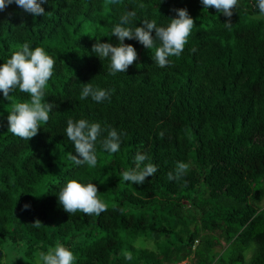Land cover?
<instances>
[{"label":"trees","instance_id":"trees-1","mask_svg":"<svg viewBox=\"0 0 264 264\" xmlns=\"http://www.w3.org/2000/svg\"><path fill=\"white\" fill-rule=\"evenodd\" d=\"M42 7L40 16L14 3L0 11V64L25 42L55 61L44 89L50 118L30 141L8 132L7 122L11 104L27 94H0L2 264L3 245L35 264L34 253L57 242L75 264H264V17L255 0H238L230 18L200 0H46ZM181 8L194 27L183 53L163 68L155 49L136 40H125L137 59L124 73L109 75L107 59L92 52L96 39L115 44L111 28L125 10H135L133 26H142L166 25ZM86 83L108 89L110 101H81ZM69 118L123 132L120 151L97 145L94 168L76 165L64 133ZM137 152L157 166L142 185L120 179ZM177 161L190 169L169 180ZM69 179L95 183L107 210L64 211L57 194Z\"/></svg>","mask_w":264,"mask_h":264},{"label":"clouds","instance_id":"clouds-1","mask_svg":"<svg viewBox=\"0 0 264 264\" xmlns=\"http://www.w3.org/2000/svg\"><path fill=\"white\" fill-rule=\"evenodd\" d=\"M45 2L46 0H0V11L14 3L25 13L40 16L45 13L42 7ZM200 4L206 9L215 8L220 14L230 18L238 0H200ZM255 7L259 16L264 17V0H255ZM173 11L175 17L169 19L166 25H158L156 20L151 19L144 20L142 26H133L137 13L135 10H125L111 28L115 44L96 39L92 52L102 61L107 59L109 75L126 72L137 59L136 48L132 44H126V39L136 40L147 49L154 48L152 59L156 66L163 68L169 65L171 63L169 57H179L183 53L194 27V20L186 8ZM224 24L226 27L232 25L230 20ZM153 31L155 38L152 35ZM54 64L53 57L43 47H32L28 42L19 45L18 50L13 51L10 57L0 64V94L9 100V94L18 89L28 96L27 100L11 104V110L8 112V132L14 136L30 141L41 129V124L49 121L52 104L44 99V89L53 76ZM81 85L79 94L81 101L88 98L96 103L110 101L111 93L108 89L94 86L92 83ZM64 133L72 142L77 154L72 155L71 159L76 165L88 168H94L98 163L97 145L100 151L116 154L120 151L121 137L124 135L116 128L104 127L100 122L85 118L75 120L69 118ZM134 162L135 167L121 173L120 179L123 182L142 185L146 178L157 172V166L150 161L147 153L137 152ZM189 169V163L177 161L174 170L168 173V179L179 181ZM98 193L95 183L69 179L58 191V203L69 214L82 212L90 216H99L107 210V205ZM24 207L28 210L31 206L26 204ZM32 226L38 229L41 222L37 220ZM17 257H20L18 252L12 253V264ZM34 259L35 264H75L73 251L60 242L49 246L46 251L35 252ZM125 259L130 260L131 257L126 256Z\"/></svg>","mask_w":264,"mask_h":264},{"label":"rangeland","instance_id":"rangeland-1","mask_svg":"<svg viewBox=\"0 0 264 264\" xmlns=\"http://www.w3.org/2000/svg\"><path fill=\"white\" fill-rule=\"evenodd\" d=\"M1 249H2V252L6 255L5 260H4V264H12V253L18 252V251L15 248H13V246L8 247L7 244L3 245L1 247ZM0 252H1V250H0ZM19 256L20 257H17L15 259V261L13 262V264H24L25 260H24L23 256L20 254H19ZM181 264H189V263L183 262Z\"/></svg>","mask_w":264,"mask_h":264},{"label":"crops","instance_id":"crops-1","mask_svg":"<svg viewBox=\"0 0 264 264\" xmlns=\"http://www.w3.org/2000/svg\"><path fill=\"white\" fill-rule=\"evenodd\" d=\"M185 263H189L188 261H185Z\"/></svg>","mask_w":264,"mask_h":264},{"label":"water","instance_id":"water-1","mask_svg":"<svg viewBox=\"0 0 264 264\" xmlns=\"http://www.w3.org/2000/svg\"><path fill=\"white\" fill-rule=\"evenodd\" d=\"M0 255H1V252H0Z\"/></svg>","mask_w":264,"mask_h":264}]
</instances>
